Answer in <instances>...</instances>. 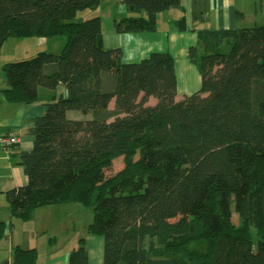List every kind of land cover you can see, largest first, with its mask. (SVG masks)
I'll return each mask as SVG.
<instances>
[{
    "label": "trees",
    "instance_id": "1",
    "mask_svg": "<svg viewBox=\"0 0 264 264\" xmlns=\"http://www.w3.org/2000/svg\"><path fill=\"white\" fill-rule=\"evenodd\" d=\"M104 1L0 0V46L66 38L59 54L1 67L4 102L48 101L28 132L33 149L12 155L27 183L5 193L11 218L92 208L87 232L104 238V264H264V26L199 31L187 58L201 89L177 101L171 54L127 63L121 48H103L100 16L86 15ZM122 3L145 16L116 21L119 32H155L161 13L183 10L180 0ZM177 26L187 30L185 16ZM85 242L67 264H89ZM37 262L36 249L16 246L2 264Z\"/></svg>",
    "mask_w": 264,
    "mask_h": 264
},
{
    "label": "crops",
    "instance_id": "2",
    "mask_svg": "<svg viewBox=\"0 0 264 264\" xmlns=\"http://www.w3.org/2000/svg\"><path fill=\"white\" fill-rule=\"evenodd\" d=\"M180 1L183 10L171 9L161 13L157 19L156 31L152 33L119 32L116 30V21L145 16L139 9L128 10L122 0H105L97 10L88 12L86 18L92 14L100 16L103 48L106 50L121 48L124 62H139L154 52L171 54L175 60L177 79L178 61L184 60L188 64L187 66L183 65L186 63L181 64L184 70L192 68V64L187 58L188 49L198 44L197 33L199 31L264 26V0ZM183 16L186 19L187 30L181 32L178 30L177 21H180ZM160 23L166 27V32L164 41L159 44L158 48V46H154L153 36H159ZM39 40L37 53L49 45V39L39 38ZM51 49L55 51L54 48ZM2 90L3 88L0 89V133L16 134L20 138V144L15 151L5 152L0 148V224H5L4 236L0 238V264L5 261L12 262L16 246L23 249H36L38 252L37 264H67L68 256L77 248L80 239H85L83 236H87L85 243L89 252V264H104L105 240L101 236L88 234L87 228L68 246L60 247L53 242L51 233L45 234L44 230H41L43 227L40 220L43 219L38 218L37 212L44 207L35 210L33 218L29 221L11 218L5 193L27 183L24 169L17 165V158L12 155L17 151L33 149L34 138L28 132L33 126L32 120L45 114L48 101L43 99L29 105H11L2 100ZM40 93L47 96L45 89H41ZM184 98L177 96L176 100L180 101ZM57 206H71V204Z\"/></svg>",
    "mask_w": 264,
    "mask_h": 264
},
{
    "label": "rangeland",
    "instance_id": "3",
    "mask_svg": "<svg viewBox=\"0 0 264 264\" xmlns=\"http://www.w3.org/2000/svg\"><path fill=\"white\" fill-rule=\"evenodd\" d=\"M142 12L145 15V12ZM81 13L83 12H78V18L76 17V20H82ZM156 26H158V24ZM160 26L161 28L159 36H153L154 46H158V48L160 47L159 44L163 43L165 37L164 33L166 32V27L164 25H161V23ZM39 38H11L6 41L3 46H0V89L6 88L4 74L1 71L2 65L9 62L28 60L36 56L38 54L36 50L39 49ZM48 41L49 45L46 46V48H42V51L40 52H51L54 54H59L66 44L65 37H54L52 39H49ZM51 48H54L57 52L52 51L53 49ZM178 63L179 67L177 96L178 98H184L186 95L194 94L201 89V77L197 66L192 65L191 70H184L183 65L187 66L188 64L184 60L178 61ZM156 102L157 101L155 98H151L149 101L151 105L155 104ZM111 107L113 108V104L111 105ZM122 167V157L115 159L112 166L104 170L105 178L112 177L116 172L121 170ZM37 213L38 218L43 219L40 220L42 221L41 223L43 227L41 230H44L45 234L51 233L53 242L57 243V246L60 247L68 246L74 239L78 238L83 233V231L88 228V226L93 222L92 208H87L79 203L71 204V206L50 205L42 208ZM233 221L235 223H238L239 221V217L235 209H233ZM83 237L86 239L87 236Z\"/></svg>",
    "mask_w": 264,
    "mask_h": 264
},
{
    "label": "built area",
    "instance_id": "4",
    "mask_svg": "<svg viewBox=\"0 0 264 264\" xmlns=\"http://www.w3.org/2000/svg\"><path fill=\"white\" fill-rule=\"evenodd\" d=\"M19 143L20 138L15 134H0V147H2L5 152H9L14 145H18Z\"/></svg>",
    "mask_w": 264,
    "mask_h": 264
}]
</instances>
